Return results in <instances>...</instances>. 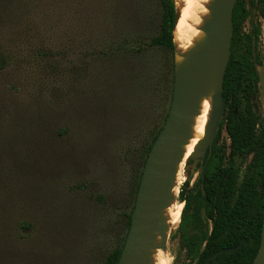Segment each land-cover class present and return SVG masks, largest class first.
Returning a JSON list of instances; mask_svg holds the SVG:
<instances>
[{
  "label": "rangeland",
  "instance_id": "obj_1",
  "mask_svg": "<svg viewBox=\"0 0 264 264\" xmlns=\"http://www.w3.org/2000/svg\"><path fill=\"white\" fill-rule=\"evenodd\" d=\"M27 1L18 25L1 31L0 264H104L125 240L145 150L170 107L168 54L133 55L157 35L159 3ZM258 11L248 22L260 24L264 66ZM253 100L264 118L263 88ZM204 137L188 156L189 188ZM248 161L235 160L238 181ZM177 227L164 253L192 264Z\"/></svg>",
  "mask_w": 264,
  "mask_h": 264
},
{
  "label": "trees",
  "instance_id": "obj_2",
  "mask_svg": "<svg viewBox=\"0 0 264 264\" xmlns=\"http://www.w3.org/2000/svg\"><path fill=\"white\" fill-rule=\"evenodd\" d=\"M158 3L160 8L158 33L146 45L136 44L139 47L133 49V55H143L144 52L149 53L153 49L168 54L173 79L170 87L172 98L175 67L172 32L175 23V5L174 0H158ZM257 4H260L264 13V0H250L251 8H256ZM23 5L24 7L29 5L28 1L0 0V65L9 61V56L1 53V48L3 49L1 31L6 27L18 25L22 17L20 10L24 8ZM248 14L246 0H235L230 56L222 88V120L212 147L206 150L204 157L196 165V170L200 168V172L186 199L184 197L191 180L189 166L193 162L192 158L186 161L185 182L179 188V201H184L185 206L177 234L187 257L195 261V264H252L260 243L264 217V118L253 98L255 96L261 102L257 67L262 68L263 64L258 58H252L251 38L257 42L258 27L251 28L250 36L241 33ZM121 47H117V53L122 52ZM241 98L245 101L242 111ZM162 126L145 150L134 200L128 215L125 216L126 231L129 228L146 157ZM223 128L229 139L228 148L225 144L218 145ZM227 155L229 160L226 162ZM249 155H252V161L239 182L234 159H245ZM181 179L184 181L183 171ZM201 209L205 210V223L200 218ZM208 220L212 222L211 228L208 227ZM122 247L123 244L110 253L104 264H117ZM237 247L239 248L234 253L224 251ZM219 251H221L219 254L211 258Z\"/></svg>",
  "mask_w": 264,
  "mask_h": 264
},
{
  "label": "water",
  "instance_id": "obj_3",
  "mask_svg": "<svg viewBox=\"0 0 264 264\" xmlns=\"http://www.w3.org/2000/svg\"><path fill=\"white\" fill-rule=\"evenodd\" d=\"M234 4L235 0H215L213 21L206 31L208 45L179 73L174 67L169 111L146 157L117 264H146L143 254L157 228L155 218L164 209L175 166L180 160V148L186 138V126L194 114L197 99L210 90L214 91L212 115L204 140L200 143L207 146L201 159L214 141L223 113L222 88L230 56ZM190 158L193 159L194 154ZM201 214L204 216V211ZM238 248L225 251L233 253ZM162 249L165 251L166 246ZM252 264H264V217L259 247Z\"/></svg>",
  "mask_w": 264,
  "mask_h": 264
},
{
  "label": "bare ground",
  "instance_id": "obj_4",
  "mask_svg": "<svg viewBox=\"0 0 264 264\" xmlns=\"http://www.w3.org/2000/svg\"><path fill=\"white\" fill-rule=\"evenodd\" d=\"M176 22L173 31L175 72L182 71L188 63L208 45L209 35L206 33L214 16L215 0H174ZM261 86L264 94V67L261 72ZM213 90L208 91L196 101L193 116L186 126V138L180 148V160L175 166V174L170 182V190L162 212L155 218L157 228L143 260L146 264H169L163 246H166L172 232L180 222L183 206L178 203L180 177L188 156L193 153L208 128L213 106Z\"/></svg>",
  "mask_w": 264,
  "mask_h": 264
},
{
  "label": "flooded vegetation",
  "instance_id": "obj_5",
  "mask_svg": "<svg viewBox=\"0 0 264 264\" xmlns=\"http://www.w3.org/2000/svg\"><path fill=\"white\" fill-rule=\"evenodd\" d=\"M246 3H247V10L249 11V14H248V16H247V18L244 20V22H243V25H242V30H241V33H242V35H247V36H250L251 35V28L253 27V26H256V27H258V30H259V36H258V40H257V42L254 40V38H251V50H252V58L253 59H256V58H258V60L262 63V61H261V56H260V51H259V39H260V35H261V27H260V24H259V22H253V21H251L250 23L248 22V21H250V15H251V10H259L258 11V14H259V17L262 19V21H263V23H264V13H263V9H262V7L260 6V4H257V7L256 8H251L250 7V0H246ZM234 9V8H233ZM232 17H233V14H232ZM247 23V25H249V28H248V30L247 31H245V32H243V28H244V25ZM249 23V24H248ZM232 38V37H231ZM230 46H231V44H230ZM258 68L259 67H257V70H258ZM260 69V68H259ZM222 115H223V113H222ZM221 120H222V118H221ZM220 123H221V121H220ZM219 126H220V124H219ZM219 126H218V129H219ZM218 129H217V131H218ZM223 133H225V130H224V128L222 129V131H221V137H220V141H221V139H222V137H223ZM216 134H217V132H216ZM226 134V133H225ZM216 137V136H215ZM226 137H227V135H226ZM215 139V138H214ZM227 140H228V145H226L224 142L223 143H220V141H219V143H218V145H222V144H225V146L228 148V146H229V139H228V137H227ZM213 143H214V141H213ZM213 143H212V145H213ZM212 145H211V147H212ZM210 147V148H211ZM209 148V149H210ZM236 159H241V160H243V161H246L247 159H249V161H248V164H247V166H246V169H245V172H247V167H248V165L251 163V161H252V155H249L247 158H245V159H242V158H235L234 159V165H235V160ZM229 160V158H228V155H227V159H226V162ZM236 167V166H235ZM237 169V168H236ZM196 171H198V174H199V172H200V168L198 169V170H196ZM238 171V170H237ZM244 172V173H245ZM198 176V175H197ZM242 177H243V175H242ZM242 177H241V179H242ZM241 179H240V181H241ZM191 180H192V178H191ZM191 180H190V182H191ZM196 181H197V179H196ZM196 181H195V183H196ZM239 181V182H240ZM185 182V181H184ZM190 182H189V184H190ZM195 183H194V185H195ZM189 184H188V189H187V194L185 195V197H184V199H186L187 198V195H188V193L193 189V187H194V185L191 187V188H189ZM179 192H180V190H179ZM177 201H178V203L179 204H182L183 205V209H184V206H185V203H184V201H179V194H178V199H177ZM183 209H182V211H183ZM201 211H204V216H202V214H201ZM181 214H182V212H181ZM181 217V216H180ZM205 217H206V215H205V210L204 209H201L200 210V218H201V220L203 221V223H205L206 222V220H205ZM180 223V222H179ZM207 223H208V227L209 228H211V225H212V222L210 221V220H208L207 221ZM179 225V224H178ZM178 228V227H177ZM181 242V241H180ZM235 249V248H234ZM227 250V249H226ZM225 251V250H224ZM185 252H186V250H185ZM221 251H219V252H217V253H215V254H213L212 255V257L211 258H214L217 254H219ZM226 252H228V251H226ZM234 253V252H233ZM189 259V258H188ZM190 260V259H189ZM191 261V260H190ZM192 262V264H195V261L193 262V261H191Z\"/></svg>",
  "mask_w": 264,
  "mask_h": 264
}]
</instances>
